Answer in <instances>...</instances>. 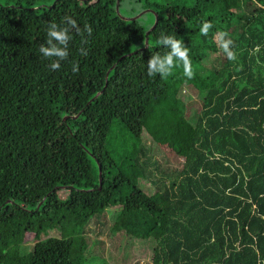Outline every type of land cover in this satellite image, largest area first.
<instances>
[{
    "label": "trees",
    "instance_id": "1",
    "mask_svg": "<svg viewBox=\"0 0 264 264\" xmlns=\"http://www.w3.org/2000/svg\"><path fill=\"white\" fill-rule=\"evenodd\" d=\"M143 6L156 14L147 33L149 24L120 17L114 0H0V264H81L87 223L114 204L113 229L155 240L150 264H264V0ZM66 16L92 33L73 30L68 59L51 70L38 49L48 24ZM205 20L214 25L207 36ZM219 32L235 42L236 61ZM161 34L189 48L193 79L179 62L167 79L148 76L150 57L168 51ZM205 51L219 65L201 72ZM136 83L152 90L132 108L170 169L149 159L108 105ZM183 88L202 94L193 121L175 106ZM154 170L147 193L137 178ZM25 224L33 243L19 251Z\"/></svg>",
    "mask_w": 264,
    "mask_h": 264
},
{
    "label": "rangeland",
    "instance_id": "2",
    "mask_svg": "<svg viewBox=\"0 0 264 264\" xmlns=\"http://www.w3.org/2000/svg\"><path fill=\"white\" fill-rule=\"evenodd\" d=\"M165 1V0H155ZM187 2V1H186ZM115 4V0H114ZM139 6V7H137ZM115 10V9H114ZM117 13L121 16H132L139 13L138 18L141 23L151 25L155 11L150 7L143 6V0H118ZM218 54L214 51H205L201 60V72L210 69L212 66L219 65ZM217 60V61H216ZM146 82V80H145ZM142 85L136 83L131 85L127 91L128 95L120 99L119 104L112 105L111 101L108 105L124 118L129 127L139 134L140 142L144 145L146 154L149 159L159 161L162 167L167 164V169L172 168L175 163L167 158L164 152L155 144L152 137L142 128L136 112L132 108L139 107V103L144 99L152 89L142 90ZM145 87V85H143ZM201 92L195 89L183 88L178 95L175 106L182 111L191 121L194 120L201 106ZM118 97V95H114ZM111 140L116 141L115 137ZM159 175L157 170L153 171L150 178H142L138 176L137 182L140 187L147 193L156 189L155 182L150 179ZM65 192L60 189V195ZM119 209V204L107 205L97 217H92L86 225L85 237L87 240V251L84 253V259L81 264H150L152 247L155 242L150 237L139 238L124 233L122 230L112 228V221ZM95 218H97L95 220ZM3 226L0 229V240L4 237L6 229ZM10 236L16 232L8 230ZM33 228L30 224H25L17 231V246L19 251H27L33 243Z\"/></svg>",
    "mask_w": 264,
    "mask_h": 264
},
{
    "label": "clouds",
    "instance_id": "3",
    "mask_svg": "<svg viewBox=\"0 0 264 264\" xmlns=\"http://www.w3.org/2000/svg\"><path fill=\"white\" fill-rule=\"evenodd\" d=\"M139 7V6H137ZM211 21L205 20L200 27V33L207 36L213 28ZM83 37L84 32L89 35L92 33V27L88 24L81 29L77 20L71 16L63 18L60 24L51 22L47 26V39L44 44H41L38 51L45 58L50 61L49 68L51 70H58L61 67V62L68 59L69 42L72 40V31ZM217 43L226 55L228 60L236 61L238 58L235 51V42L227 32H219L217 34ZM157 44L168 49L164 55L153 54L147 62V74L149 77L159 75L162 79H167L173 75V70L179 65L183 67V74L188 79L195 77V71L192 67L191 58L189 56V48L185 46L182 39H178L172 35L161 34L157 40ZM82 55H87L86 50L81 49ZM72 71L74 73L79 71L78 62H73Z\"/></svg>",
    "mask_w": 264,
    "mask_h": 264
},
{
    "label": "water",
    "instance_id": "4",
    "mask_svg": "<svg viewBox=\"0 0 264 264\" xmlns=\"http://www.w3.org/2000/svg\"><path fill=\"white\" fill-rule=\"evenodd\" d=\"M117 4H118V0H115V4H114V9H115V12L117 13ZM118 14V13H117ZM119 15V14H118ZM139 15V13H137V14H135V15H132V16H121V15H119L120 17H122V18H135V17H137ZM155 22H156V14H155V16H154V19H153V21H152V23H151V25L145 30V33H147L148 32V30L155 24ZM146 43H147V37L145 36L144 37V46L146 45ZM98 93V91H96L95 93H94V95L93 96H95L96 94ZM92 96V97H93ZM91 99V98H90ZM97 167H98V183L100 182V166H99V164L97 163Z\"/></svg>",
    "mask_w": 264,
    "mask_h": 264
}]
</instances>
